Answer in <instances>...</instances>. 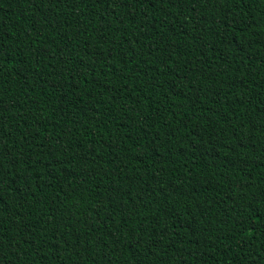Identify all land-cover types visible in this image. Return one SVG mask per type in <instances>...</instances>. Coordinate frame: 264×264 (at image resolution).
<instances>
[{
  "label": "trees",
  "instance_id": "16d2710c",
  "mask_svg": "<svg viewBox=\"0 0 264 264\" xmlns=\"http://www.w3.org/2000/svg\"><path fill=\"white\" fill-rule=\"evenodd\" d=\"M0 264H264V0H0Z\"/></svg>",
  "mask_w": 264,
  "mask_h": 264
}]
</instances>
